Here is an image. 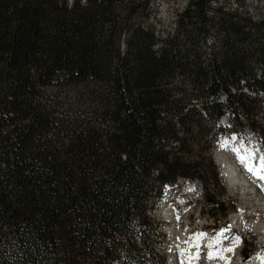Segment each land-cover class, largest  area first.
Segmentation results:
<instances>
[{"label": "trees", "instance_id": "1", "mask_svg": "<svg viewBox=\"0 0 264 264\" xmlns=\"http://www.w3.org/2000/svg\"><path fill=\"white\" fill-rule=\"evenodd\" d=\"M152 1L0 0V264H165L180 179L225 215L210 150L264 141V20L185 0L164 34Z\"/></svg>", "mask_w": 264, "mask_h": 264}, {"label": "rangeland", "instance_id": "2", "mask_svg": "<svg viewBox=\"0 0 264 264\" xmlns=\"http://www.w3.org/2000/svg\"><path fill=\"white\" fill-rule=\"evenodd\" d=\"M184 4L185 0H153L151 11L154 14L147 23L156 26V29L164 34L171 33L175 27L176 13ZM220 5L229 12L237 9L241 14L255 20H264V0H227ZM215 34L216 31L210 32L208 41L211 44L213 40L216 41ZM257 112L258 118L264 122V106L261 102L258 104ZM231 119L232 116L226 114L219 120L217 126L229 130ZM225 143L227 146L222 147L221 145ZM233 148L241 149V155L245 154V150L252 152L255 165L258 163L261 149H264V141L256 142L254 138L249 137L241 139L234 132L227 135L218 134L210 151L224 189V194L218 196V199L226 208L225 215L217 214L215 211H211L213 215H210L211 208L216 206L205 202L203 192L198 188L196 181L193 188L184 189L183 192L178 186L166 188L163 192L167 198L166 203L163 207L157 205L155 211L150 212V216L160 226L163 238L159 254L165 257V264H245L255 256H264V187L259 185L244 191L240 186L229 185L221 159L225 158V162L228 161L233 166V162L238 160ZM239 211L245 215L239 228V243L225 242L224 246H233L234 251L230 257L222 256L221 248L212 246L210 249L207 239L213 237L221 228L229 226V218ZM197 233L205 234L198 241L199 247L186 245L185 241ZM250 246H253L252 253L247 251ZM209 251L215 252L214 254L218 256L209 259Z\"/></svg>", "mask_w": 264, "mask_h": 264}, {"label": "bare ground", "instance_id": "3", "mask_svg": "<svg viewBox=\"0 0 264 264\" xmlns=\"http://www.w3.org/2000/svg\"><path fill=\"white\" fill-rule=\"evenodd\" d=\"M236 135L240 136V134H238V133H236ZM224 159L225 158L221 159V163H222L223 169L225 170V174H226V177H227V180H228V183H229L230 186H232V187L240 186V187H242L241 189H243L244 191H247L248 189H253L254 186L258 187L259 185L264 187V180H260L257 177L253 176L250 172H248L247 169L245 168L244 164H242L239 159L237 161L233 162V166H231V164L227 160H226L227 162H225ZM252 163L254 165L253 161H252ZM177 186L183 192L184 189L186 190L187 188H192L194 186V181L193 182L192 181H187L185 184H184V182L180 181V183ZM165 203H166V198L162 197V199H161V201L159 203V206L163 207ZM232 215L233 216L229 218V226H227L226 228H222V229H227V231H225L223 233V235L220 236L219 243L212 245L214 247L221 248V250H220V252H222L221 255L222 256L225 255L227 257H230V255L234 251V247L233 246L228 247L227 245L224 246V244H225V242H228V241L233 242L232 244H236L235 243V241H236L235 238L238 237L240 224H241L243 216H245V215H243L242 211H239L238 213H233ZM243 221H244V219H243ZM222 229H220L213 237H209L207 239L208 240V244H210L211 239L216 237L217 234L220 233ZM227 248H232L233 250L230 251V252L229 251H225V249H227ZM213 256H218V255L214 254ZM257 257L258 256H255L250 261L247 260L245 262V264H262L261 259H258Z\"/></svg>", "mask_w": 264, "mask_h": 264}, {"label": "snow or ice", "instance_id": "4", "mask_svg": "<svg viewBox=\"0 0 264 264\" xmlns=\"http://www.w3.org/2000/svg\"><path fill=\"white\" fill-rule=\"evenodd\" d=\"M236 139L235 137L233 138ZM222 147H226V143L221 145ZM243 148V145H241V149ZM241 149L233 148L232 150L237 153V157L240 160L242 164H244L245 168L248 172H250L253 176L257 177L260 180H264V149H261V155L259 157V161L257 164L253 165L252 161L254 159V155L252 152L245 150V154L241 155ZM227 231V229H222L220 233L217 234L216 237L211 239V242L209 244V248L211 249L213 244L219 243V238L223 233ZM204 233H197L193 237H190L188 241H185V244H192L194 247H199L198 241L204 237ZM235 243H239V238H236ZM232 248H227L225 251H232ZM214 253L212 251H209L208 258L212 259ZM223 258V257H221ZM258 259H261L262 264H264V256H258Z\"/></svg>", "mask_w": 264, "mask_h": 264}, {"label": "built area", "instance_id": "5", "mask_svg": "<svg viewBox=\"0 0 264 264\" xmlns=\"http://www.w3.org/2000/svg\"><path fill=\"white\" fill-rule=\"evenodd\" d=\"M225 115H226V114H225ZM223 117H224V116H223ZM223 117H222V118H223ZM222 118H220V120H221ZM218 122H219V121H218Z\"/></svg>", "mask_w": 264, "mask_h": 264}, {"label": "water", "instance_id": "6", "mask_svg": "<svg viewBox=\"0 0 264 264\" xmlns=\"http://www.w3.org/2000/svg\"><path fill=\"white\" fill-rule=\"evenodd\" d=\"M182 181V180H181ZM183 182V181H182Z\"/></svg>", "mask_w": 264, "mask_h": 264}]
</instances>
